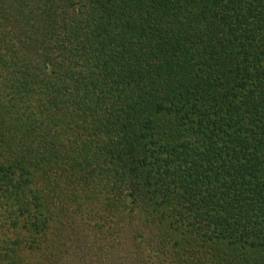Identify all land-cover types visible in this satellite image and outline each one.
Segmentation results:
<instances>
[{"label":"trees","instance_id":"trees-1","mask_svg":"<svg viewBox=\"0 0 264 264\" xmlns=\"http://www.w3.org/2000/svg\"><path fill=\"white\" fill-rule=\"evenodd\" d=\"M0 264H264V0H0Z\"/></svg>","mask_w":264,"mask_h":264}]
</instances>
